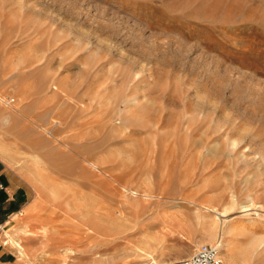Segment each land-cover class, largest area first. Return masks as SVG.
Returning <instances> with one entry per match:
<instances>
[{"label":"rangeland","instance_id":"374dc122","mask_svg":"<svg viewBox=\"0 0 264 264\" xmlns=\"http://www.w3.org/2000/svg\"><path fill=\"white\" fill-rule=\"evenodd\" d=\"M7 94L21 255L44 230L45 264H264V0H0Z\"/></svg>","mask_w":264,"mask_h":264},{"label":"crops","instance_id":"0c3cea01","mask_svg":"<svg viewBox=\"0 0 264 264\" xmlns=\"http://www.w3.org/2000/svg\"><path fill=\"white\" fill-rule=\"evenodd\" d=\"M0 173L6 185L0 196V264H45V236L40 235L44 230H35L26 236V256L21 255L17 245L3 240L4 231L32 205L33 190L28 178L1 157Z\"/></svg>","mask_w":264,"mask_h":264},{"label":"built area","instance_id":"2783aa9c","mask_svg":"<svg viewBox=\"0 0 264 264\" xmlns=\"http://www.w3.org/2000/svg\"><path fill=\"white\" fill-rule=\"evenodd\" d=\"M0 100L7 106H12L16 103V96L13 94L0 95ZM5 188L6 185L0 175V196ZM171 264H224V257L219 243L202 242L190 256L183 257Z\"/></svg>","mask_w":264,"mask_h":264},{"label":"bare ground","instance_id":"6f19581e","mask_svg":"<svg viewBox=\"0 0 264 264\" xmlns=\"http://www.w3.org/2000/svg\"><path fill=\"white\" fill-rule=\"evenodd\" d=\"M17 244V246H18V243H16Z\"/></svg>","mask_w":264,"mask_h":264}]
</instances>
